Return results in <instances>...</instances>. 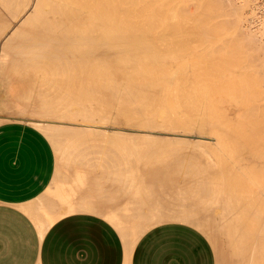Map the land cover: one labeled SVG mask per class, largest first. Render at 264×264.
I'll use <instances>...</instances> for the list:
<instances>
[{
  "label": "bare ground",
  "instance_id": "6f19581e",
  "mask_svg": "<svg viewBox=\"0 0 264 264\" xmlns=\"http://www.w3.org/2000/svg\"><path fill=\"white\" fill-rule=\"evenodd\" d=\"M236 2L0 0V107L64 120L45 121L58 165L41 228L105 191L116 206L101 216L128 245L153 223L180 220L225 237L219 264H264V43L257 23L244 34ZM157 130L170 135L153 139ZM193 131L234 150L201 138L191 145L213 157L195 151L183 140ZM137 135L146 144L134 146ZM180 135L193 150L175 146ZM111 176L113 190L96 182Z\"/></svg>",
  "mask_w": 264,
  "mask_h": 264
},
{
  "label": "crops",
  "instance_id": "0c3cea01",
  "mask_svg": "<svg viewBox=\"0 0 264 264\" xmlns=\"http://www.w3.org/2000/svg\"><path fill=\"white\" fill-rule=\"evenodd\" d=\"M55 170L53 145L38 126L22 120L0 123V264H216L209 239L183 221L154 224L128 245L114 223L101 216L103 206H116L108 191L103 197L113 202L92 195L87 209L64 213L41 228L56 196L55 183L45 193L55 182ZM110 179L94 180L113 190ZM81 187L78 181L70 201H83Z\"/></svg>",
  "mask_w": 264,
  "mask_h": 264
},
{
  "label": "rangeland",
  "instance_id": "374dc122",
  "mask_svg": "<svg viewBox=\"0 0 264 264\" xmlns=\"http://www.w3.org/2000/svg\"><path fill=\"white\" fill-rule=\"evenodd\" d=\"M236 1H237L236 3H238V5H239L240 11H241V17H240V20L242 21V22L240 21V22H241V27L244 26V27L246 28V27L248 26L247 28H248L249 31H250L251 28L255 27V25H256V23H257V25H256L255 28H258V29L260 30V33L258 34V31H259L258 29H256V31L258 30L257 33H256V31H255V32H252V33H253V35L257 34V36H255L256 39L259 38V35H261L262 37L260 36V39H257V41H258L259 44H260L261 41H262L261 43H264V41H263V40H264V29H263V28H264V27H263V26H264V0H236ZM228 15H229V14H228ZM229 16H230L229 19L231 20V18H232V20H233V17H234V16H233L232 14L229 15ZM232 16H233V17H232ZM239 16H240V15H239ZM224 17H228V16L225 15ZM242 17H243V18H242ZM253 17H254V18H253ZM244 18H245V19H244ZM246 18H247L249 21H246V22H245L244 20H247ZM256 18H257V19H256ZM225 19H226V18H225ZM242 19H244V20H242ZM250 20H252L254 24H252V21H250ZM248 22H249V23H248ZM244 23H246V24H244ZM250 25H254V26L251 27ZM262 25H263V26H262ZM244 27H243V28H244ZM250 27H251V28H250ZM247 28L244 29V30L242 29L243 32L245 31L244 34L249 33V32L247 31V30H248ZM240 29H241V28H240ZM253 29H254V28H253ZM262 29H263V30H262ZM232 30H233V29H232ZM232 30H229V31H232ZM254 30H255V29H254ZM254 30H252V31H254ZM261 31L263 32V34H261ZM250 33H251V31H250ZM254 33H255V34H254ZM245 36H246V35H245ZM253 37H254V36H253ZM255 37H254V38H255ZM261 38H262L263 40H262ZM4 89H5V87L0 86V91H1V92H2ZM2 96H4V94H3ZM32 103H33V102L30 101L29 105H33ZM3 111L5 112V114H4ZM0 112H2V113H0V123H2V122H7V121H11V120H22V121H27V122H30V123H32V124L38 126V127H39V128H40V129H41V130H42V131H43V132L49 137V139H50V141H51V143H52V145H53V148H54V151H55V156H56V169H57V165H58L57 151H56L55 143H54L53 139L51 138V136L49 135V129L46 127L47 125L45 124V123H46L45 121H47L48 119H49V120L52 119V120H54V121H57V123H58V122H62V121H64V120H62V118H59V119H61V120H59L58 117H52V118H47V119H45V118L42 117L41 119H42V120L45 119L44 121L40 120L39 122H34L33 119H29V118H30L29 116H31L30 114H24V115H22V114H19V113L12 112V111H10L9 109H5V108H3V107H0ZM6 113H7V114H12V115L9 116V115H7ZM17 114H18L19 116H18ZM27 115H28V116H27ZM14 116H15V117H14ZM25 116H26V117H25ZM58 125H59V124H58ZM86 130H87V129H85V131H86ZM93 130H94V128L91 129L92 132H93ZM96 130H97V131H96ZM96 130H95V132H93V133H96V132L99 131L97 128H96ZM132 131H133V132H132ZM89 132H90V131H89ZM99 132H100V131H99ZM99 132H98V133H99ZM129 132H130V133H131V132L134 133V132H137V131H135V130H130ZM160 132H162V130H159V132H158V130L155 131V135H157V136H152L153 139L156 138V137H158V136H161V135H162L161 138L159 137L158 139H156V140H159V139H160V141H161L162 137H164L165 135H167V136L170 135V134L168 135V134L163 133L164 131H163L162 133H160ZM75 133H76V132H75ZM93 133H92V134H93ZM156 133H157V134H156ZM158 133H159V134H158ZM181 133H182V132H181ZM191 133H192V134H191ZM198 133H199V132H198ZM198 133L195 132V131H193V132H189L190 135L183 136V137H186L187 139H188L189 137H191V138H189V139H191L190 141L187 140V139H185V138H183V137H182V138H183L184 141L186 140V143H187V145H189V147H190V146H195L196 143H198L197 139L201 140V138L206 140V141L204 140V142H205L204 144H206L207 142H209L208 144H210V145L213 144V143H212V142H213L212 140H214V139L212 138V136L208 135L207 132H203V133H201V136H204L205 138H204V137H201V138L199 137V138H198V136H195V135H200V133H199V134H198ZM77 134H79V133H77ZM153 134H154V132L152 133V135H153ZM79 135H80V134H79ZM98 135H99V134H98ZM100 135H101V134H100ZM163 135H164V136H163ZM191 135H193V136H191ZM206 135L209 136V137H207ZM137 136H140V135H137ZM137 136H136V138H137ZM181 136H182V135H180L179 137L177 136L178 139H179V138L182 139ZM194 136H195V137H194ZM92 137H93V136H92ZM92 137H91V138H92ZM95 137H97V135H96ZM95 137H93V138H95ZM99 137H100V136H99ZM101 137H102V138H105V137H103V136H101ZM140 137H141V136H140ZM172 137L174 138L175 136H172ZM172 137H171V138H172ZM177 137H176V138H177ZM210 137H211V138H210ZM91 138H88V139H87V143H89V142L91 143V141H92ZM97 138H98V137H97ZM97 138H96V139H97ZM141 138H142V139H139V138H138V139H139V140H138L139 142L136 141L137 143L134 142L135 140H137V139L134 138L135 140H133V143H136V145H134V146H138V144H140V140L145 139V138H143V137H141ZM150 138H151V137H150ZM164 138H167V137H164ZM168 138L170 139V137H168ZM195 138H196V139H195ZM207 138H208L209 141L207 140ZM90 139H91V141H90ZM106 139H107V138L104 139V140L106 141L105 144L111 146V144L113 143L112 140H109V139L106 140ZM153 139L151 138V141H152ZM180 139H179V140H180ZM93 140H95V139H93ZM100 140L102 141L101 138H100ZM148 140H149V139H148ZM163 140L166 141V139H163ZM167 140H168V139H167ZM105 141H102V142H101L102 145L104 144L103 142H105ZM143 141H144V140H143ZM146 141H147V140H146ZM146 141H145V143H144V142H142V143H143V144H146ZM165 141H164L163 143H165ZM173 141H175V138L173 139ZM173 141H172V142H173ZM176 141H177V140H176ZM181 141H182V140H180L179 143L176 142V144L173 143V145L175 144V146H176L177 148H178V147L181 148L182 145H184V146L186 147L187 145H185V142H184V141L181 142ZM192 141H196V143H195V144L193 143L194 145H191V142H192ZM202 141H203V140H202ZM93 142H94V141H93ZM95 142H98V143H99L98 140H96ZM154 142H155V140L153 141V143H154ZM156 142H157V141H156ZM156 142H155L154 144H156ZM161 142H162V141H161ZM161 142H157V143H160V144H161ZM170 142H171V141H170ZM170 142L167 141V143H170ZM172 142H171V143H172ZM188 142H189V144H188ZM142 143H141L139 146H143ZM163 143H162L161 146H164ZM167 143H165V146H164L165 149H167V148H166ZM181 143H184V144H181ZM215 143H216V140H215ZM215 143H214V144H215ZM105 144H104V145H105ZM177 144H181V145L179 146V145H177ZM214 144H213V146H215V147L218 146V145L216 146V145H214ZM217 144H218V142H217ZM99 145H101V144H99ZM112 145H113V144H112ZM158 145H159V144H158ZM168 145H169V144H168ZM173 145H170V146L168 147V149H169L171 146H173ZM227 145H229V144H226V146H227ZM231 146L233 147V145L230 143V145H229L228 147L231 148ZM176 147H174V148H176ZM195 147H196V146H195ZM204 147H207V144H206ZM171 148L173 149V147H171ZM183 148H184V147H183ZM183 148L181 149L182 151H183V150H186V149H187L186 151H189V150L191 151V150H193V149H189V150H188V147H186L185 149H183ZM196 148H197V147H196ZM196 148H195V151H196V150H199V151H200L201 149H203V147H202V148L200 147V149H198L199 147H198L197 149H196ZM210 148H211V146H208V148H206L205 150H207V151L209 152V149H210ZM212 148H213V149H212ZM212 148H211L212 150H218V152L220 151V152L223 153V152H224V149H225L226 147L223 149V151H221V149H220V144H219V146H218L219 149H218V148L215 149L214 147H212ZM221 148H222V146H221ZM203 150H204V149H203ZM203 150H202V151H203ZM205 150L203 151L204 154L207 152V151H205ZM233 150H234V147H233L231 150H229V151L232 153ZM202 151H200V153H202ZM225 151H227V149H225ZM229 151H228V152H224V154H227V153L229 154ZM197 152H198V151H197ZM208 152H207V153H208ZM218 152H217V153H218ZM220 152H219V153H220ZM207 153H206V154H207ZM211 153H212V151H210L208 154H209L210 156H212ZM206 154H205V155H206ZM209 155H208V156H209ZM208 156H207V157H208ZM210 156H209V157H210ZM212 157H213V156H212ZM212 157H211V158H212ZM55 174H56V170H55ZM54 183H55V182H52V183H51V189H48L45 193H48V195H49V193L52 192V188H53L54 185H55ZM165 221H178V220H162V221H159V222H156V223H153V224H157V223L165 222ZM179 221H180V220H179ZM183 222H184V221H183ZM153 224H151V225H153ZM194 227H195V226H194ZM196 228H197V227H196ZM198 229H199V228H198ZM199 230L202 231L201 229H199ZM202 232H203V233L205 234V236L209 239V241H210V243H211V245H212V247H213V250H214V253H215V258H216V264H219V260L221 261V258H222V260H225V259L227 260L228 257H227L226 255H225L224 257L222 256V254H223V255L226 254V252H227V250H228V249L225 248V244H227V243H224V242H223V240H224L225 237L223 238V240H222V237L219 238V240L221 239L220 242L217 241V240H216V241H213V240L209 237V235H208L206 232H204V231H202ZM236 238H237V237H236ZM224 241H226V239H225ZM218 242H219V243H218ZM227 248H228V245H227Z\"/></svg>",
  "mask_w": 264,
  "mask_h": 264
}]
</instances>
